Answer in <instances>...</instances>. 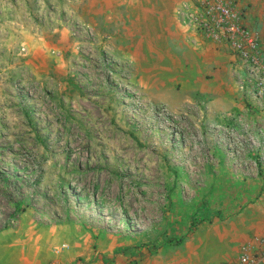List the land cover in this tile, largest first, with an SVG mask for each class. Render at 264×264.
<instances>
[{"label":"rangeland","instance_id":"obj_1","mask_svg":"<svg viewBox=\"0 0 264 264\" xmlns=\"http://www.w3.org/2000/svg\"><path fill=\"white\" fill-rule=\"evenodd\" d=\"M91 1L0 0V263L237 259L238 223L264 200V131L183 100L180 83L141 85Z\"/></svg>","mask_w":264,"mask_h":264},{"label":"crops","instance_id":"obj_2","mask_svg":"<svg viewBox=\"0 0 264 264\" xmlns=\"http://www.w3.org/2000/svg\"><path fill=\"white\" fill-rule=\"evenodd\" d=\"M240 1L252 2L246 23L258 34L264 51V0ZM90 4L95 7L90 25L107 38L115 54L131 60L139 74L138 82L145 88L166 96L180 83L183 100L203 103L217 119L230 122L234 117L237 122L251 123L254 134L258 127L264 131V99L258 100L238 88L232 75L230 49L189 30L177 15L175 0H92ZM252 180L249 183L256 195L258 179ZM260 204L241 219L234 237L241 242L247 236L248 242L243 243L252 248L264 238V200ZM102 241V251L113 246ZM16 245V249L37 247L31 241ZM15 255V264H41L34 263L26 252ZM199 261L195 264H204ZM91 264L104 263L93 257Z\"/></svg>","mask_w":264,"mask_h":264},{"label":"built area","instance_id":"obj_3","mask_svg":"<svg viewBox=\"0 0 264 264\" xmlns=\"http://www.w3.org/2000/svg\"><path fill=\"white\" fill-rule=\"evenodd\" d=\"M176 11L193 33L229 48L238 88L258 100L264 99V51L258 34L244 22L246 7L238 0H183ZM262 262L264 238L258 247L247 246L237 259L226 264Z\"/></svg>","mask_w":264,"mask_h":264}]
</instances>
